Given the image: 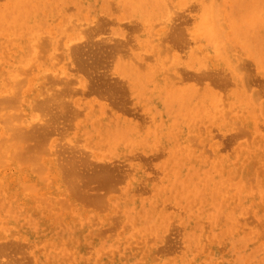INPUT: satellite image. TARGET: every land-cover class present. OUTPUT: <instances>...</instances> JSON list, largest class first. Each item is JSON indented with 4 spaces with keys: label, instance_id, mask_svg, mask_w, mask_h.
<instances>
[{
    "label": "bare ground",
    "instance_id": "obj_1",
    "mask_svg": "<svg viewBox=\"0 0 264 264\" xmlns=\"http://www.w3.org/2000/svg\"><path fill=\"white\" fill-rule=\"evenodd\" d=\"M0 264H264V0H0Z\"/></svg>",
    "mask_w": 264,
    "mask_h": 264
}]
</instances>
